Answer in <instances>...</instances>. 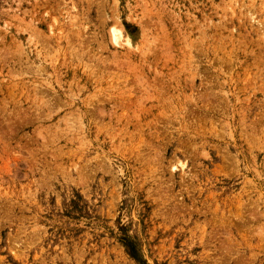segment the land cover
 <instances>
[{
    "label": "rangeland",
    "instance_id": "374dc122",
    "mask_svg": "<svg viewBox=\"0 0 264 264\" xmlns=\"http://www.w3.org/2000/svg\"><path fill=\"white\" fill-rule=\"evenodd\" d=\"M0 264H264V0H0Z\"/></svg>",
    "mask_w": 264,
    "mask_h": 264
}]
</instances>
